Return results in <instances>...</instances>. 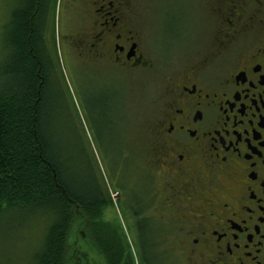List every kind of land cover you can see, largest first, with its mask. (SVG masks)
<instances>
[{"label":"flooded vegetation","instance_id":"1","mask_svg":"<svg viewBox=\"0 0 264 264\" xmlns=\"http://www.w3.org/2000/svg\"><path fill=\"white\" fill-rule=\"evenodd\" d=\"M3 2L7 26L17 0ZM134 3L26 6L28 55L39 69L47 64L56 90L61 62H72L92 124H125L126 70L153 68L141 49ZM207 6L206 53L194 62H166L147 165L135 164L131 183H120L121 166L110 171L140 264L145 253L172 254L178 264H264V0H207ZM188 19H172L170 46L189 44L182 33Z\"/></svg>","mask_w":264,"mask_h":264},{"label":"trees","instance_id":"2","mask_svg":"<svg viewBox=\"0 0 264 264\" xmlns=\"http://www.w3.org/2000/svg\"><path fill=\"white\" fill-rule=\"evenodd\" d=\"M28 1L17 0L11 23L5 27L6 59L0 85V217L14 215L20 225H38L42 238L30 264H88L86 256L74 263L68 258L76 219L81 222V237L104 264H135L117 224L103 220L104 209L111 204L108 190L78 182L74 161L67 159L53 132L56 89L48 79L47 64L39 69L37 58L28 55L25 9L28 4L32 8L34 0ZM101 109L95 110L99 118ZM123 110L126 119L130 110ZM104 125L111 137L110 171L117 166L125 169L123 149L133 148L127 139L128 124ZM10 218L4 223L10 224ZM145 256L146 264H163L158 257Z\"/></svg>","mask_w":264,"mask_h":264},{"label":"rangeland","instance_id":"3","mask_svg":"<svg viewBox=\"0 0 264 264\" xmlns=\"http://www.w3.org/2000/svg\"><path fill=\"white\" fill-rule=\"evenodd\" d=\"M134 1L132 8L137 18L141 49L144 57L153 64V68H142L137 73L126 70L125 73V107L130 110L125 124H128L130 136L127 139L133 148L123 149L121 162L124 159L127 165L125 169H119L120 183H131L135 175V164L147 165L148 149L152 142L150 139L154 136L155 113L161 105L164 93L166 62L174 59V63L194 62L196 57L206 53L212 38V29L205 23L207 14L211 13L207 0ZM6 15L5 3L0 0V85L6 59ZM187 15L189 19L186 21L185 30L188 31L182 33L186 40L189 39V44L186 41L179 48L174 47V44L170 46L168 35L174 32L172 19L177 17L182 24ZM181 24L177 31L183 29ZM188 45L193 46L192 49ZM187 46L190 51H186ZM61 71L62 76H59L55 93L54 119L51 124L53 132L62 142L67 159L72 163L74 161L72 166L78 182L81 180L95 190L101 187L108 190L111 204L104 209L103 220L111 225L117 224L120 232L126 231L130 234L123 237L125 246L132 254L135 264H140L135 240L131 236L121 200L117 195L119 190L114 187L111 178L112 155L108 151L111 137L107 136L104 124H92L91 114L83 107L84 101L79 99L76 91L77 77L72 62H61ZM5 217H0V264H30L42 238L38 225L27 222L20 225L18 218L13 219L14 215ZM9 217L12 219L10 224L4 223V219ZM73 226L68 247L69 261L74 263L86 256L88 264H104L92 245L81 237V222L76 219ZM157 257L163 264H178L179 260L172 254H159Z\"/></svg>","mask_w":264,"mask_h":264}]
</instances>
